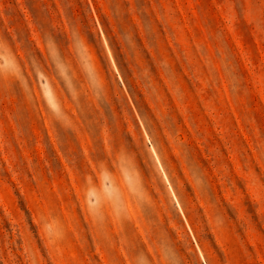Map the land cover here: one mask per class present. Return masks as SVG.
<instances>
[{
  "label": "rangeland",
  "instance_id": "1",
  "mask_svg": "<svg viewBox=\"0 0 264 264\" xmlns=\"http://www.w3.org/2000/svg\"><path fill=\"white\" fill-rule=\"evenodd\" d=\"M0 264H264V0H0Z\"/></svg>",
  "mask_w": 264,
  "mask_h": 264
}]
</instances>
